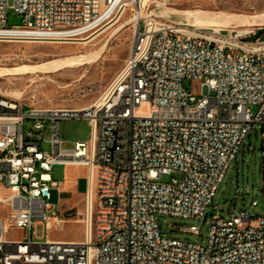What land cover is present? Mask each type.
I'll list each match as a JSON object with an SVG mask.
<instances>
[{
	"label": "built area",
	"instance_id": "1",
	"mask_svg": "<svg viewBox=\"0 0 264 264\" xmlns=\"http://www.w3.org/2000/svg\"><path fill=\"white\" fill-rule=\"evenodd\" d=\"M10 1L0 0V42L64 43L94 33L133 0ZM11 8L22 26H9ZM203 88L213 95L195 93ZM0 116L11 117V125H0V204L10 208L9 222L0 218V264H264V216L227 217L215 204L257 126L264 197V43L153 18L138 23L126 68L98 102L55 109L0 97ZM66 119L89 121L90 142L65 148L60 124ZM58 166L89 171L86 215L96 226L94 239L34 240L38 225L50 231L67 221L48 214ZM164 177L171 181L161 182ZM163 216L210 219L207 242L163 235ZM10 226L30 238L8 241ZM184 232L200 236L201 230Z\"/></svg>",
	"mask_w": 264,
	"mask_h": 264
},
{
	"label": "rangeland",
	"instance_id": "2",
	"mask_svg": "<svg viewBox=\"0 0 264 264\" xmlns=\"http://www.w3.org/2000/svg\"><path fill=\"white\" fill-rule=\"evenodd\" d=\"M151 1V2H150ZM133 0L125 7L126 12H116L114 20L117 22L105 30L97 39L88 45L64 43H30V42H0V68L11 69L23 66L43 64L48 61L64 59H85L94 52L105 50L100 61L84 67H73L52 74H28L6 76L0 78V97L15 102L28 104L40 108L79 109L86 108L107 93L126 68L132 43L134 40L137 19L144 27L145 22L157 19L177 24H190L187 12H202L212 16L231 18V16H247L264 14V0ZM144 3V4H143ZM14 0L10 5L14 6ZM119 17V18H116ZM116 18V19H115ZM120 19V20H118ZM8 23L10 27L22 26L23 18L15 8L9 10ZM126 28L119 33L121 27ZM223 29L207 28L215 31H226L223 39L244 42V37L233 38V32H257L259 27L241 26L235 23L222 26ZM264 28V27H262ZM107 42H109L107 44ZM5 73V71H4ZM188 91L194 90L190 81L184 82ZM208 96L207 88L195 92ZM213 95V93H210ZM29 129V126L27 127ZM62 139L66 142L65 148H73L76 142H90L92 128L87 120L66 119L60 124ZM49 132L42 133L49 139ZM43 149L49 151L50 144L44 143ZM262 166V131L257 126L251 130L237 160L228 170L224 182L218 190L215 204L219 206L224 216L239 215L246 212L253 217L264 216V197L261 195V168ZM78 182L80 199H76L61 206L59 191L52 190L50 204L52 208L48 214L62 215L67 221H61V227H52L45 230L44 225L35 228V241L50 239L55 242L84 241L88 218L86 215V192L88 187L89 171L85 167L76 168L73 173ZM67 176L65 167H56L54 179L64 181ZM170 177L161 179L169 183ZM8 196V192L3 193ZM65 193L61 201H65ZM62 202V203H63ZM257 202V206L253 203ZM68 209V210H66ZM10 208L0 204V218L9 222ZM94 219V218H93ZM158 224L163 235L189 242L204 245L207 242L210 219L204 223L194 220H183L173 217H159ZM197 225L200 227V236L184 232L185 228ZM30 238L29 233L16 227H9L6 239L8 241H25Z\"/></svg>",
	"mask_w": 264,
	"mask_h": 264
},
{
	"label": "bare ground",
	"instance_id": "3",
	"mask_svg": "<svg viewBox=\"0 0 264 264\" xmlns=\"http://www.w3.org/2000/svg\"><path fill=\"white\" fill-rule=\"evenodd\" d=\"M149 1L150 0H142V2H147V3ZM125 6H127V4H124L122 6L121 12H124V13L126 12V10L124 9ZM186 15H188V21L191 22V25L190 24H184V25L191 27V28H195L197 30L207 31L212 35H214L212 32L215 30H211L207 28L223 29L222 26L229 25L230 23H235L241 26H253V27H259V28L264 27V14L255 15L252 17L231 16V18H228V19L224 17L223 15L212 16L210 14L202 13V12H187ZM116 18H119V17H116ZM139 20H140V17H138L137 19L136 30L138 28ZM116 22L117 20L113 19L109 21L108 23L104 24L103 26H101L98 30H96L94 33L90 34L89 36H82L79 39H74L73 40L74 44L88 45L90 42L97 39V37L100 36L105 30H107L108 28H111ZM125 28L126 26L121 27L119 30V33L122 32ZM229 41H234V40H229ZM30 43H43V42H30ZM108 43L109 42H107V44ZM105 47L106 46H104L102 49L98 50L97 52H94L91 55L85 57V59H76V60H71V61L64 60V59H58V60L48 61L43 64L23 66L19 68H11V69L0 68V78L6 77V76L28 75V74H38V73L46 75V74H52V73H56L59 71H63V70L73 68V67H84L87 65H92L101 60ZM0 125H11V117L0 116ZM0 134H4V126H0ZM1 196H4V194L2 193ZM87 226L89 227H87L85 230L84 241H88L96 237V226H90L89 218H88Z\"/></svg>",
	"mask_w": 264,
	"mask_h": 264
},
{
	"label": "crops",
	"instance_id": "4",
	"mask_svg": "<svg viewBox=\"0 0 264 264\" xmlns=\"http://www.w3.org/2000/svg\"><path fill=\"white\" fill-rule=\"evenodd\" d=\"M58 167H63V166H58ZM76 168H81V167H79V166H66L65 170H66L67 176L65 177V180L62 182L56 181L54 179V174H53L54 181L59 184V188L57 190L59 191L61 206L64 203H67V202L81 198L79 193H78V182L75 179L74 175L72 174ZM54 173H55V169H54ZM64 193H65L66 199L63 202V201H61V196ZM66 210H68V209H66Z\"/></svg>",
	"mask_w": 264,
	"mask_h": 264
},
{
	"label": "water",
	"instance_id": "5",
	"mask_svg": "<svg viewBox=\"0 0 264 264\" xmlns=\"http://www.w3.org/2000/svg\"><path fill=\"white\" fill-rule=\"evenodd\" d=\"M213 34H217V35H223V36H227V32L226 31H213ZM245 36V37H244ZM232 37L233 38H238V37H244V41L248 42V43H256V42H260V43H264V28H259L257 30V32H233L232 33Z\"/></svg>",
	"mask_w": 264,
	"mask_h": 264
}]
</instances>
